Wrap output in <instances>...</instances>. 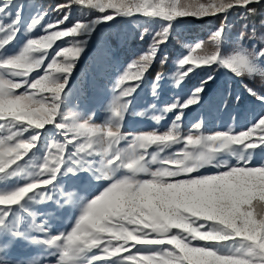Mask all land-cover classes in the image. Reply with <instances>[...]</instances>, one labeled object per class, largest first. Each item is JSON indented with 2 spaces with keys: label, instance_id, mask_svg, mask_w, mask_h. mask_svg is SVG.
Returning <instances> with one entry per match:
<instances>
[{
  "label": "snow or ice",
  "instance_id": "snow-or-ice-1",
  "mask_svg": "<svg viewBox=\"0 0 264 264\" xmlns=\"http://www.w3.org/2000/svg\"><path fill=\"white\" fill-rule=\"evenodd\" d=\"M26 7L0 0V264H264V159H254L264 154V112L241 129L208 132L203 118L185 127L186 111L214 94L221 70L258 79L259 88L244 89L264 106V31L245 24L233 42L228 22L256 16L264 0H63L51 9L61 13L55 20L39 7L25 24ZM219 15L207 41L156 73L154 102L132 113L156 125L170 115L168 126L126 130L146 77L169 61L177 22ZM117 18L143 20L138 39L147 47L115 79L101 122L69 114L79 58ZM37 28L43 34L32 37ZM22 29L26 39L9 52ZM65 38L70 47L53 48ZM197 70L206 75L186 96L158 106L169 81L179 91ZM69 176L99 189L66 190ZM43 205L77 214L56 231ZM22 246L31 251L17 254Z\"/></svg>",
  "mask_w": 264,
  "mask_h": 264
},
{
  "label": "rangeland",
  "instance_id": "rangeland-1",
  "mask_svg": "<svg viewBox=\"0 0 264 264\" xmlns=\"http://www.w3.org/2000/svg\"><path fill=\"white\" fill-rule=\"evenodd\" d=\"M21 3L27 5L24 11V23L26 24L29 18L34 14V11L39 7H42L37 0H20ZM232 16H229V24L231 25ZM50 18L55 20L57 17L53 16L50 13ZM212 17H205L202 19H197L193 17L182 18L180 19L175 27L185 28L186 25L193 24L196 21L200 22L202 20H210ZM126 21V22H125ZM143 20H126L117 18L116 20L109 22L108 25L102 26L98 29L96 38L90 43V48L86 54H82L79 58L76 69L73 73V78L70 81V86L73 88V92L67 101L69 114L71 112H80L84 115L95 114L93 119L95 122H101L106 113L105 106L112 98V87L115 79L127 68L129 63H124L121 56L113 52L109 47L107 40L103 37V31L106 29H111L114 31L118 30V25L123 24L126 30H133L130 28L139 27ZM140 28V27H139ZM43 33L39 28L34 30L30 35L32 37H38ZM26 39V36L22 34L17 38L16 41L12 42L7 46L8 51H15L20 43ZM65 40L68 43H65ZM61 47H70L71 38H65L64 40H59L53 45L55 49L56 46ZM192 43L187 44V48ZM52 50H49V60L51 58ZM49 61L46 60L45 64ZM173 69V64L171 70ZM35 75V73H33ZM206 75V72L203 70H197L195 74L191 76L189 80L186 81L183 88L179 91L171 87V82L169 81L160 96L159 101H156L158 106L170 103L172 98L176 95L184 97L188 94L189 90L193 88L199 80ZM232 76L229 73H225L223 70L218 74V79L214 85H212L215 90L214 94L210 93L209 96L205 99L204 103L201 106H193L191 109L186 111L185 116V127L192 125L197 122L199 119L203 118L205 128L208 132H214L218 130H223L228 127H235L237 129L244 128L247 126L253 119V117L261 112H264V106L259 103H250V105L238 106L235 109H229L228 107L217 106L219 100L223 97L226 100V97L231 93L233 87ZM152 79L148 76L146 77L142 87L138 90L133 100V104L130 108V114L126 118L125 127L128 131H142V130H151L153 128L159 127L161 129L166 128L171 120V116L156 125L153 121L145 119L139 115L132 113L142 112L147 105L153 103L152 97V88L151 83ZM244 89L237 88L236 95H239L243 99ZM102 93V94H101ZM240 99V100H241ZM239 100V101H240ZM121 146L124 144L122 142ZM27 159V157H25ZM255 160L264 159V154L257 151ZM63 187L67 189H80L86 191L87 193H93L98 191L99 185L92 183L87 184L83 183L81 179L74 177H66ZM43 210L47 211L51 216V223L54 230L63 231L66 228L70 227L72 219L77 214L75 210H66L58 209L55 205H43L40 206ZM31 249L27 247H21L18 249L17 254L25 255L28 254Z\"/></svg>",
  "mask_w": 264,
  "mask_h": 264
},
{
  "label": "trees",
  "instance_id": "trees-1",
  "mask_svg": "<svg viewBox=\"0 0 264 264\" xmlns=\"http://www.w3.org/2000/svg\"><path fill=\"white\" fill-rule=\"evenodd\" d=\"M39 4L46 10H48L53 16L58 17L61 13H54L51 9L58 3H62L63 0H37ZM264 21V10H260L258 14L250 19H243L239 15L233 14L231 19V37L232 41H235V38L243 30V26L248 24L249 27L255 25L258 31H264L261 29V22ZM223 22V16H215L210 20H202L200 22H195L193 24L186 25L185 28L181 29L175 27L172 39L170 40L168 46L165 48V52L169 56V61L166 65L161 66L159 63L155 64L151 73L148 77L154 80V77L157 72H162L168 74L171 70L173 61L177 57L178 53H184L187 51V44L190 42L195 44L197 41H207L210 33L213 32L221 23ZM118 30L114 31L111 29H106L103 31V37L107 40L109 47L122 57L124 63H130L133 59L137 58L138 54L141 53L147 47V42H142L138 39V32L141 28L136 30L128 31L124 28L123 24L118 25ZM245 43H248L245 41ZM232 44H229L231 47ZM233 87L231 93L226 97L227 107L229 109H235L238 106L250 105L249 101L254 100L248 96L244 89V84L247 83L250 87L260 86V81L257 79L255 81L244 79L243 81L234 79ZM242 88L243 99L240 101L235 100L236 89Z\"/></svg>",
  "mask_w": 264,
  "mask_h": 264
},
{
  "label": "crops",
  "instance_id": "crops-1",
  "mask_svg": "<svg viewBox=\"0 0 264 264\" xmlns=\"http://www.w3.org/2000/svg\"><path fill=\"white\" fill-rule=\"evenodd\" d=\"M125 22H126V21H125ZM142 23H143V22H142ZM142 23H141V24H142ZM139 27H140V25H139ZM139 27H135V26H134V28H130V29L136 30V29H138ZM129 31H132V30H129ZM250 102H251V103H256L255 100H251ZM250 106H251V105H250Z\"/></svg>",
  "mask_w": 264,
  "mask_h": 264
},
{
  "label": "bare ground",
  "instance_id": "bare-ground-1",
  "mask_svg": "<svg viewBox=\"0 0 264 264\" xmlns=\"http://www.w3.org/2000/svg\"><path fill=\"white\" fill-rule=\"evenodd\" d=\"M102 94V93H101ZM135 100V99H134Z\"/></svg>",
  "mask_w": 264,
  "mask_h": 264
}]
</instances>
